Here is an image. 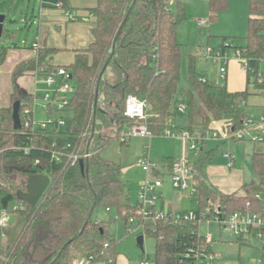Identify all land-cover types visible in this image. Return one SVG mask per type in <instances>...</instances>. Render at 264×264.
I'll use <instances>...</instances> for the list:
<instances>
[{"label": "trees", "instance_id": "trees-1", "mask_svg": "<svg viewBox=\"0 0 264 264\" xmlns=\"http://www.w3.org/2000/svg\"><path fill=\"white\" fill-rule=\"evenodd\" d=\"M171 1L137 0L133 5L134 0H97L94 41L77 51L69 65L77 91L67 108L69 123L61 134L49 129L33 132L24 125L16 130L13 118L16 101L21 102L20 116L24 122L23 109L32 105L34 99L33 93L21 89L17 78L26 71L44 76L55 72L59 66L49 60L57 49L42 45L35 59L16 68L12 103L0 107V194L26 191L23 181L36 173L49 175L52 183L36 206L25 201L26 207L14 211L15 225L0 226V264H74L77 259L89 260L91 264L115 259L119 242L110 232L113 220H100L95 215L99 208L115 209L127 229L144 225L135 233L156 239L154 264H195L197 255L207 250L201 223L160 218L143 221L138 203L133 205L126 191L123 165L103 158L100 151L138 122L125 115L129 95L147 102L145 123L152 134L164 132L185 100L188 129L194 134L199 132L201 138L213 130L211 124L215 121L231 123L235 129L243 127L250 117V89H258L264 96V80H259L258 72L259 63L264 60V0H250L246 44L221 47L223 51L240 49L248 62L247 88L235 93L229 92L226 84L200 81L196 54L189 56L191 88L180 85L182 45L178 26L187 17V0H174V9L169 10ZM207 1L209 21L216 20L230 3ZM63 5L68 8L65 2ZM2 36L14 37L5 24ZM7 51L8 47L0 44V66ZM206 142L190 160L198 188L193 196L199 199L200 211L220 205L226 214L264 212V150H255L253 155L256 179L243 182L238 190L225 192L208 180L207 169L215 151H206ZM67 144L81 153H86L90 144L84 169L65 159H52V149ZM26 146L30 148L28 153ZM36 160L39 162L35 163ZM164 162L171 176L175 160ZM155 172L163 175L159 170ZM258 193L261 199L256 196ZM3 208L7 210L8 204ZM132 218L136 223L131 222ZM261 230L264 236V227ZM261 251L264 255V245Z\"/></svg>", "mask_w": 264, "mask_h": 264}, {"label": "rangeland", "instance_id": "rangeland-1", "mask_svg": "<svg viewBox=\"0 0 264 264\" xmlns=\"http://www.w3.org/2000/svg\"><path fill=\"white\" fill-rule=\"evenodd\" d=\"M172 1V3H169V10L174 9V0ZM42 2L44 1L0 0V14H8L12 9L8 14L5 29L9 34H14L13 38L0 36V42L7 45L32 43L37 33L38 22L36 18L39 16ZM249 4L250 0H230L228 8L222 10L216 20L209 21V3L207 0H187V17L178 26V38L182 45L180 85L183 88H191L189 56L195 54L197 55L196 70L199 74H208L211 83L228 84L229 88L232 87V80L234 82L237 77L231 71V64H224L227 67V73L225 76L221 75L219 61L207 60L204 50L207 46H210L217 52L223 44L232 46H244L246 44ZM32 15L34 17L33 21ZM199 21H202L203 24L200 25ZM258 72L264 75V60L259 63ZM253 75L251 73V78H253ZM238 79H240V75ZM71 85L74 90L69 93V96L72 98L77 91V85L73 80H71ZM36 88L39 90V102L35 104V118L38 121H43L47 119L48 112L43 106L42 96L45 92L42 89L47 87L43 81V83L36 85ZM183 103L188 105L187 100ZM263 112V107L248 106V113L255 122L260 121ZM167 129L173 131L187 130V114L178 113L172 122V126L168 125L164 132ZM164 132L153 134L151 137L132 136L127 144H121L118 139H114L101 149L100 154L107 160L123 165L122 179L133 205L139 202L140 187L146 181L153 184L157 178H162L163 185L155 189L158 195L155 201L158 211L179 212L182 214L189 211L199 212L201 206L198 197L190 195L189 191L173 187L171 176L165 170V160H178L182 157L183 144L180 140L166 136ZM195 138H201V134L199 132L195 133ZM200 140L192 139L190 144L195 143L201 148L204 144ZM213 149L215 155L210 161V166L217 167L213 177L216 182H232L235 177H231L234 175L230 173L237 171L241 172L244 182H251L256 179L253 168V155L255 150H264V141L254 142L250 139L213 140L209 138L205 143V150ZM224 151L236 156L235 166L232 170L226 166L228 160L223 156ZM197 153L196 149H189L188 158L193 159ZM145 159H149L151 164H156L155 169L161 171L163 175H157L155 169L149 172L144 170L143 161ZM218 166H223L225 169H219ZM15 207L24 208L26 203L18 197L8 203L9 225L16 224V212L13 210ZM95 215L100 220H113L109 227L110 232L119 242L121 250L129 252L136 259H141V256H144L150 264L155 263L156 239L154 237L144 236V248L142 249L137 242L138 233L133 232V229L126 228L115 209L99 208ZM200 231L205 236L210 234L214 240L213 250L216 254V264H264V255L261 251L264 238L244 235L241 240V237L235 235L228 226L222 227L217 221L203 222Z\"/></svg>", "mask_w": 264, "mask_h": 264}, {"label": "built area", "instance_id": "built-area-1", "mask_svg": "<svg viewBox=\"0 0 264 264\" xmlns=\"http://www.w3.org/2000/svg\"><path fill=\"white\" fill-rule=\"evenodd\" d=\"M171 1L170 3H172ZM57 7L64 10L66 15H72V12L67 8H64L63 2H58ZM76 19V18H75ZM199 24H203L202 21H199ZM33 48H39L38 43L33 44ZM204 55L207 60H212V62L219 61L220 63V74L225 76L227 73V67L224 65L227 64L231 57H236L241 60L244 69L248 70V62L245 58L242 57L240 49H235L231 51L219 50L214 51L213 48L207 46L204 50ZM36 74L37 71H36ZM71 71L65 66H59L55 72L48 73L44 76V83L46 84L45 89L42 91L45 92L42 96L43 106L47 110V119L43 121H38L35 118V104L39 102V90L35 88L33 92V103L32 105H27L23 109L24 125L26 128L31 129L33 132L37 129L45 130L49 129L55 133L61 134V131L67 127L69 123V114L68 106L71 101L69 93L74 89L71 85ZM199 80L202 82H207V76H200ZM259 80H264V75L259 74ZM147 102L141 100L134 95H129L125 107V115L131 119L138 121L133 124L131 127L122 131L119 142L125 143L131 139L132 136H143L151 137L153 134L149 130L147 124L145 123L148 115L146 112ZM179 113H186L187 106L184 103H180L178 106ZM24 123V124H23ZM172 126V122L169 123ZM209 136L204 138H195V134L192 133L189 129L178 131H173L172 129H167L164 134L173 139L180 140L183 144L182 157L178 160H175L173 164V170L171 173L172 185L175 188H179L183 191H189L190 195H195L198 191L196 182L194 180L195 170L190 164V159L188 158L189 149H196L198 152L199 148L195 143L190 144V140L197 139L207 141L210 139H231V140H252L254 142H263L264 141V115L261 116L259 122H255L251 117L247 118L244 121L243 127L235 129L231 123H225L222 129L211 130ZM200 140V141H201ZM54 145H58L54 143ZM70 144L64 145L63 147L57 146L52 149V159L63 160L65 159L67 163L72 165H81L82 161L90 156V152L81 153L76 147L70 149ZM26 153L29 152V146L24 147ZM225 157L229 159V167L234 166L235 155H232L230 152L224 153ZM39 160H36L35 163H38ZM156 164H151L149 159L143 161V169L146 171H151L155 169ZM157 169H155L156 171ZM158 171V170H157ZM52 179V178H51ZM163 185V179L157 178L153 184L148 181L145 182L140 187V196L138 202V212L141 215L143 221L149 218H160L166 219L167 221H196L197 223H203L205 221H217L221 226L229 227L233 233L239 237L254 236L256 238H264L262 228L264 227V212H235L232 214H226L224 208L220 205H216L214 208H206L199 212L189 211L188 213H169L164 211H158L156 209V199L158 195L155 191L157 187ZM258 198H262L260 193L256 194ZM4 197L0 194V199ZM23 208V207H22ZM20 207H15L13 210L22 209ZM136 219L132 218L131 222L136 223ZM10 223V213L8 210H3L0 214V226H7ZM144 225L142 223L136 224L132 227L133 231L137 232L140 229H143ZM214 240L209 234L205 238V248L207 250L201 252L197 255L195 264H216V254L213 251ZM89 260L86 259H77L74 264H88ZM140 264H150L147 258H142Z\"/></svg>", "mask_w": 264, "mask_h": 264}, {"label": "crops", "instance_id": "crops-1", "mask_svg": "<svg viewBox=\"0 0 264 264\" xmlns=\"http://www.w3.org/2000/svg\"><path fill=\"white\" fill-rule=\"evenodd\" d=\"M39 16L36 18L38 22L37 33L35 40L32 43L25 45L13 44L8 47L6 59L0 66V107H9L12 103V94L14 91L13 76L16 68L25 61L35 59L38 48H33L34 43H38L39 47L46 45L50 48L57 49V52L49 60L50 64L65 66L69 68L77 54V51L88 47L94 41L93 28L95 26L96 14L94 8L97 6V0H43ZM48 1V2H47ZM65 2L72 15H66L64 10L57 7L58 2ZM47 2V3H46ZM34 20L33 15L31 16ZM76 18V19H75ZM228 63L231 64V71L236 75V79L232 80V87L227 88L229 92L235 93L243 91L248 85V73L244 69L240 59L231 57ZM227 63V64H228ZM245 74V79H244ZM204 75V74H202ZM240 75V79L239 78ZM207 76L208 74L204 75ZM44 75L36 74L33 71H26L17 78V83L21 89L27 93H33L36 85L43 83ZM234 85V86H233ZM250 96L248 98V106H260L264 109V96L258 89H250ZM264 115V112L263 114ZM222 121H215L211 124V129L218 130L224 127ZM223 152V156L225 157ZM227 167L232 170L235 166L229 167V159L225 157ZM219 169H225L223 166H218ZM217 167L208 166V180L214 185L218 186L225 192H231L240 189L243 184L241 172H233L235 179L230 183L216 182L214 173ZM239 173V174H238ZM224 184V186H223ZM118 254L112 260H99L91 264H139L141 259H136L129 252L121 250L118 246ZM140 260V261H139Z\"/></svg>", "mask_w": 264, "mask_h": 264}, {"label": "water", "instance_id": "water-1", "mask_svg": "<svg viewBox=\"0 0 264 264\" xmlns=\"http://www.w3.org/2000/svg\"><path fill=\"white\" fill-rule=\"evenodd\" d=\"M136 1L137 0H134L133 5L136 3ZM5 20H6V15L0 14V36H2L3 34ZM106 67H107V64L105 65L100 75V78L102 77L103 72L106 69ZM71 78H72V75H71ZM98 96H99V93L97 90L96 102H95L96 105L98 101ZM20 108H21V102L16 101L13 104L14 127L16 130H20L22 128ZM89 146L90 144L87 147V152H89ZM87 164H88V160L85 162L82 161L81 162L82 169H84ZM51 183H52V179L47 174H43V173L32 174L26 180L23 181V184L26 187V191H18L16 195H13V194L5 195L4 197L0 199V208L8 204L15 197H18L19 199H22L23 201L28 202L32 206H36L42 200V198L48 193ZM137 242L140 248L143 249L144 248V235L143 234H139L137 236Z\"/></svg>", "mask_w": 264, "mask_h": 264}]
</instances>
